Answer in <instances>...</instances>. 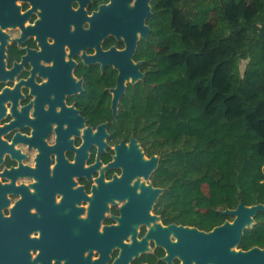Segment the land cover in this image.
Wrapping results in <instances>:
<instances>
[{
    "label": "flooded vegetation",
    "instance_id": "obj_1",
    "mask_svg": "<svg viewBox=\"0 0 264 264\" xmlns=\"http://www.w3.org/2000/svg\"><path fill=\"white\" fill-rule=\"evenodd\" d=\"M164 1L0 0L1 264H264L256 221L233 242L209 234L234 217L174 211L171 167L125 114ZM144 4L147 37L126 14ZM128 58L144 78L118 96Z\"/></svg>",
    "mask_w": 264,
    "mask_h": 264
},
{
    "label": "trees",
    "instance_id": "obj_2",
    "mask_svg": "<svg viewBox=\"0 0 264 264\" xmlns=\"http://www.w3.org/2000/svg\"><path fill=\"white\" fill-rule=\"evenodd\" d=\"M159 6L152 20L157 51L143 57L145 79L124 108L162 168L173 171L174 211L196 218L204 185L233 188L239 202L264 205V0ZM255 221L264 227V212Z\"/></svg>",
    "mask_w": 264,
    "mask_h": 264
},
{
    "label": "water",
    "instance_id": "obj_3",
    "mask_svg": "<svg viewBox=\"0 0 264 264\" xmlns=\"http://www.w3.org/2000/svg\"><path fill=\"white\" fill-rule=\"evenodd\" d=\"M128 20H132L131 22H135L140 20V29L143 32V35L147 37L149 28L141 26V23L144 22L145 18H150L151 11L148 5H143L141 9L128 11L126 12ZM130 22V21H129ZM131 51L134 50L133 45L130 46ZM132 77V82L137 81L138 79H143L144 74L136 70V66L133 65L131 58L126 61L125 65H121V80L118 88V96L122 95L125 90L124 81L125 79H129ZM117 96V97H118ZM116 110V108H115ZM153 162H157L156 158H153ZM161 192L160 190L158 191ZM264 212V205L258 204L253 206H247L244 202H239L238 206L235 209H227L222 212L224 215H229L234 217V221L232 223L226 222L224 225L219 226L215 229V231L209 234V237H230L233 242L240 241L241 237L244 234V231L247 228L252 227L255 223L256 216L260 213ZM3 234L0 233V243L2 241ZM1 264V263H0Z\"/></svg>",
    "mask_w": 264,
    "mask_h": 264
},
{
    "label": "rangeland",
    "instance_id": "obj_4",
    "mask_svg": "<svg viewBox=\"0 0 264 264\" xmlns=\"http://www.w3.org/2000/svg\"><path fill=\"white\" fill-rule=\"evenodd\" d=\"M247 62L243 61L240 65L241 71L245 70ZM239 204L237 195L233 188L218 190L211 185H204L195 201V211L207 219L210 224H222L231 221L233 217L220 214L227 209H235Z\"/></svg>",
    "mask_w": 264,
    "mask_h": 264
}]
</instances>
